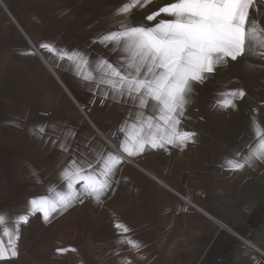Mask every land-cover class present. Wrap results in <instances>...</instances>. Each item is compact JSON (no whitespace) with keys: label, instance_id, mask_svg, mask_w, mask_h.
<instances>
[{"label":"crops","instance_id":"0c3cea01","mask_svg":"<svg viewBox=\"0 0 264 264\" xmlns=\"http://www.w3.org/2000/svg\"><path fill=\"white\" fill-rule=\"evenodd\" d=\"M122 2L38 0L31 22L26 16L18 22L12 18L19 32L17 52L10 44L0 50V213L6 223L9 213H23L29 200L58 183V171L71 154L51 141L64 140V130L75 132L68 140L72 151L93 158V150L103 146L125 162L102 203H77L48 222L40 214L30 215L20 226L19 255L11 264H253L257 252L235 235L264 252V164L239 171L225 164L238 151L246 154L254 137L242 98L234 101L235 109L214 107L220 93L242 89L226 63L213 79L196 85L187 105L181 127L197 133L195 143L168 152L146 147L143 154L128 157L120 151L122 136L114 150L101 135L119 128L135 109L93 94L94 86L79 80L67 60L40 48L49 43L82 50L92 61L101 56L113 63L121 60L111 45L93 40L115 30L120 18L112 14ZM169 2L146 0L133 11L132 20L141 21ZM256 2L264 6V0ZM94 96L106 104L93 109L90 123L80 109ZM40 126H45L44 134L35 131ZM168 189L186 191L204 214L180 213ZM49 191L55 193L54 188ZM117 222L131 230L126 236L139 242L138 250L120 237L113 227ZM33 223L44 227L47 245L34 242L42 235H33ZM58 248L69 250L58 254Z\"/></svg>","mask_w":264,"mask_h":264},{"label":"snow or ice","instance_id":"6c2138e0","mask_svg":"<svg viewBox=\"0 0 264 264\" xmlns=\"http://www.w3.org/2000/svg\"><path fill=\"white\" fill-rule=\"evenodd\" d=\"M144 4L146 0H123L112 14L120 18L115 30L98 34L93 40L121 53V60L115 63L102 56L92 61L79 49L40 44L58 60H67L79 80L94 86L93 94L135 109L117 129L122 134L120 151L128 157L143 154L146 147L168 152L170 147L182 149L195 143L197 133L181 125L196 85L213 79L228 58L237 61L252 51L256 33V22L250 18L254 0H171L141 21H133V11ZM245 95L242 89L222 92L214 107L235 109L234 101ZM251 126L254 137L245 146L246 154L238 151L225 161L230 171L264 164V136L255 135V118ZM35 131L44 134L45 126ZM63 134L64 140L57 137L51 141L59 143L62 152L71 154L58 171V183L48 185L44 193L29 200L23 213H9L7 223L5 214L0 213V264H11L18 258L20 226L29 222L30 215L40 214L48 222L53 214H63L77 203L91 200L100 204L114 190L124 159L103 146L93 150V158L72 151L68 140L75 138V132L64 130ZM53 188L54 194L49 191ZM113 227L130 247L139 249V242L127 238L131 230L126 225L117 222ZM68 250L56 249L58 254Z\"/></svg>","mask_w":264,"mask_h":264},{"label":"rangeland","instance_id":"374dc122","mask_svg":"<svg viewBox=\"0 0 264 264\" xmlns=\"http://www.w3.org/2000/svg\"><path fill=\"white\" fill-rule=\"evenodd\" d=\"M36 1L38 0H5L6 9L1 4L3 3L2 0H0V50L8 44L11 45L14 51L17 49L15 46H17L19 32L13 25L15 21L12 18H15L18 22L19 18L26 16L27 21L31 22L33 20L32 16H35L37 11ZM9 12L11 15L8 14ZM250 18L256 22L253 50L242 57H238L237 61L228 58L226 66L235 75V85L241 87L246 93L242 98V102L247 106L244 111L245 116L250 120L255 118L258 121L255 133L264 136V6L261 3L256 2L250 8ZM250 128L254 132L251 122ZM31 231L34 236L42 235L44 227L33 223ZM34 242L39 245L48 244L47 237L44 234Z\"/></svg>","mask_w":264,"mask_h":264},{"label":"built area","instance_id":"2783aa9c","mask_svg":"<svg viewBox=\"0 0 264 264\" xmlns=\"http://www.w3.org/2000/svg\"><path fill=\"white\" fill-rule=\"evenodd\" d=\"M106 104V100L102 97H98V96H94L91 98L90 102L88 103V105L83 108L80 109L83 117L90 122V115L93 111L94 108H103ZM91 123V122H90ZM118 128H114L111 129L107 134L105 135H101L102 140L104 141V143L109 146L111 149L117 150L116 146L117 143L120 139V137L122 136V134L117 131ZM178 200L179 202V211L182 214H186L189 211H194L198 214H204V212L202 211V209H200L191 199V197L189 196V194L184 191V192H180L177 190H173V189H168ZM200 197H204V195L202 193H199ZM232 232V231H229ZM238 239H240L243 243H245L246 245H248L251 249H253L254 251L257 252L258 254V258L254 261L253 264H264V252L260 251L259 249H257L256 247L252 246L248 241H246L243 238H240L239 236L235 235Z\"/></svg>","mask_w":264,"mask_h":264}]
</instances>
